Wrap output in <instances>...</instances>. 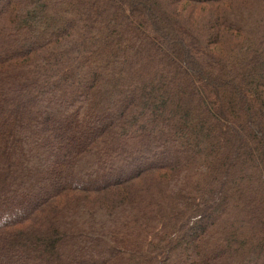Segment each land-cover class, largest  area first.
<instances>
[{
    "label": "trees",
    "instance_id": "trees-1",
    "mask_svg": "<svg viewBox=\"0 0 264 264\" xmlns=\"http://www.w3.org/2000/svg\"><path fill=\"white\" fill-rule=\"evenodd\" d=\"M0 264H264V0H0Z\"/></svg>",
    "mask_w": 264,
    "mask_h": 264
}]
</instances>
